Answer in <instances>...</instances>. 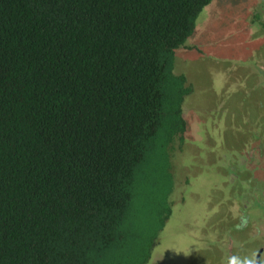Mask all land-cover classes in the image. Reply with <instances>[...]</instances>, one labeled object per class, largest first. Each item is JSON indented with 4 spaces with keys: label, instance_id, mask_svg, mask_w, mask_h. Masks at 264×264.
Here are the masks:
<instances>
[{
    "label": "trees",
    "instance_id": "obj_1",
    "mask_svg": "<svg viewBox=\"0 0 264 264\" xmlns=\"http://www.w3.org/2000/svg\"><path fill=\"white\" fill-rule=\"evenodd\" d=\"M211 0H0V264H147Z\"/></svg>",
    "mask_w": 264,
    "mask_h": 264
},
{
    "label": "rangeland",
    "instance_id": "obj_2",
    "mask_svg": "<svg viewBox=\"0 0 264 264\" xmlns=\"http://www.w3.org/2000/svg\"><path fill=\"white\" fill-rule=\"evenodd\" d=\"M174 72L192 91L183 137L169 152L172 214L147 264H226L238 207L251 203L264 216L256 202L264 194V151L251 147L264 140V0H211L177 50ZM249 117L257 139L235 128ZM240 230L241 243L247 234Z\"/></svg>",
    "mask_w": 264,
    "mask_h": 264
},
{
    "label": "flooded vegetation",
    "instance_id": "obj_3",
    "mask_svg": "<svg viewBox=\"0 0 264 264\" xmlns=\"http://www.w3.org/2000/svg\"><path fill=\"white\" fill-rule=\"evenodd\" d=\"M247 102H249V100ZM256 103L257 105L259 104V102ZM251 118L253 117H249L246 121L244 122L242 121L240 124L239 123L235 124L236 125L235 128L236 129L243 128L246 130L245 134L249 135L251 139L252 137L257 139L258 138L257 135H261L260 130L256 129L257 126L250 125ZM246 124L248 126H242ZM257 140H259V142L256 143L255 145H254V141H251L253 142L251 146L252 151L257 149V151L261 153L264 151V147H263L264 140H261V137H259ZM248 150H250V147L248 148ZM259 199H261V197H256V202L260 203L261 201ZM249 200L250 202L253 201L252 199ZM250 204L251 203L247 204L245 207L239 205L240 206L238 207V212H240L239 220L241 219V217L242 219L238 223L232 224L235 225L234 226L235 228L230 225V227L235 229L236 232L235 233L228 232V236H227L228 239L226 241L228 244L229 256L227 254V256L225 257L227 258L226 264H264V216L263 215L260 216V213L256 212L257 207L254 205L251 206ZM260 206H261L260 208H264L263 204L261 205V203ZM245 228L247 235L242 236L244 241L240 243L239 240L237 239L239 238L238 234L242 232V230L240 229H245ZM242 246L243 248L247 246L248 250L247 249L244 250L247 253L241 254L238 257H236L235 253L237 248Z\"/></svg>",
    "mask_w": 264,
    "mask_h": 264
},
{
    "label": "crops",
    "instance_id": "obj_4",
    "mask_svg": "<svg viewBox=\"0 0 264 264\" xmlns=\"http://www.w3.org/2000/svg\"><path fill=\"white\" fill-rule=\"evenodd\" d=\"M261 191H263V190H261ZM263 193H264V192H263ZM261 199H262V200H261L260 203L263 204V203H264V194L262 195ZM260 203H259V204H260Z\"/></svg>",
    "mask_w": 264,
    "mask_h": 264
}]
</instances>
